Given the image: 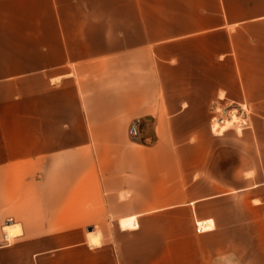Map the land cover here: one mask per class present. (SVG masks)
Segmentation results:
<instances>
[{
    "label": "crops",
    "instance_id": "crops-1",
    "mask_svg": "<svg viewBox=\"0 0 264 264\" xmlns=\"http://www.w3.org/2000/svg\"><path fill=\"white\" fill-rule=\"evenodd\" d=\"M260 25L264 0H0V264H264V138L210 130L254 81L264 112Z\"/></svg>",
    "mask_w": 264,
    "mask_h": 264
},
{
    "label": "rangeland",
    "instance_id": "rangeland-1",
    "mask_svg": "<svg viewBox=\"0 0 264 264\" xmlns=\"http://www.w3.org/2000/svg\"><path fill=\"white\" fill-rule=\"evenodd\" d=\"M238 42L243 49L241 53L243 59L247 62H255L252 66L245 65V69L255 73L254 77L262 79L264 75V25L248 27L239 34ZM254 99H242L241 101H231L221 93L220 96L214 99L211 103L212 118L210 121V130L214 135H223L228 131H234L241 135L243 130L248 126L254 129L256 136L264 138V112H263V98L260 94L262 91L263 81H254ZM235 114V115H234ZM235 117H234V116ZM226 124L221 133H216L213 129V124ZM139 130L134 123L130 130V135L133 140L138 138ZM259 147H257V150Z\"/></svg>",
    "mask_w": 264,
    "mask_h": 264
},
{
    "label": "bare ground",
    "instance_id": "bare-ground-1",
    "mask_svg": "<svg viewBox=\"0 0 264 264\" xmlns=\"http://www.w3.org/2000/svg\"><path fill=\"white\" fill-rule=\"evenodd\" d=\"M234 115H235V114H234ZM234 115H233V116H234ZM234 117H235V116H234Z\"/></svg>",
    "mask_w": 264,
    "mask_h": 264
}]
</instances>
